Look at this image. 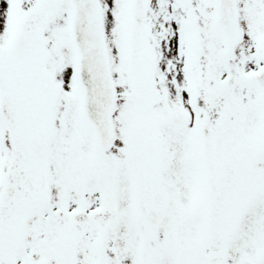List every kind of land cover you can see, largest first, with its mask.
Segmentation results:
<instances>
[{
	"label": "snow or ice",
	"instance_id": "snow-or-ice-1",
	"mask_svg": "<svg viewBox=\"0 0 264 264\" xmlns=\"http://www.w3.org/2000/svg\"><path fill=\"white\" fill-rule=\"evenodd\" d=\"M0 264H264V0H0Z\"/></svg>",
	"mask_w": 264,
	"mask_h": 264
}]
</instances>
